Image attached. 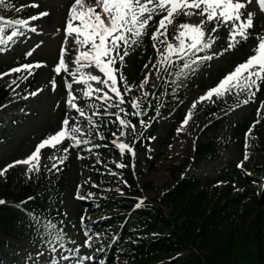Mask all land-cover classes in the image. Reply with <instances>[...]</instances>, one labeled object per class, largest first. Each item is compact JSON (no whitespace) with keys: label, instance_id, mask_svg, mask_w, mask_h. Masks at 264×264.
Returning <instances> with one entry per match:
<instances>
[{"label":"rangeland","instance_id":"rangeland-1","mask_svg":"<svg viewBox=\"0 0 264 264\" xmlns=\"http://www.w3.org/2000/svg\"><path fill=\"white\" fill-rule=\"evenodd\" d=\"M73 2L74 0H4V3L0 4V20L6 24V30L0 33V63H2L0 81L9 73L2 70L14 62L20 61L24 65H42L39 68L33 67L30 71L25 70L24 65L18 67L21 71L16 72L18 87L14 91L13 101L9 103V109L3 110V114H0V169H4L14 161L27 158L36 146L46 139L45 137L55 134L63 127L62 122L65 119L69 121L67 126L69 129L73 127L80 129L74 134L75 140L65 139L55 149L46 147L41 151L39 171L28 172L29 165L17 164L0 175V181L11 176L13 195L8 202H13L12 199L19 196H23L19 200L20 204L47 196L55 208L59 207L57 218L47 214L41 231L36 234H28L21 221H17L9 230H6V225L1 223L0 264H110L113 258L109 260L106 253H99L96 249H92L91 243L95 242L97 235L90 227V210L86 209L89 204L95 203L97 208L109 213L110 208L105 207L111 204L115 194L125 192L130 174L136 179L142 204L157 198L165 191L173 190L178 179L188 175H194L200 179L207 188H212L217 181V184L233 186V196L241 194L245 186L239 181L235 172L238 170L236 168H239L238 165L241 163L244 166L251 161L253 151L248 147L249 141L260 138L262 133L260 129L264 126V118H262L260 123L253 127L257 119V108L261 102H264V95L255 96L248 104H244L243 101L249 99V95L244 93V90L233 89L231 93L222 97L213 95L211 99H205L197 103L195 108L192 107L194 102L199 101L200 97L205 96L209 89L219 83L217 80L220 76L232 72L238 64H241V57L249 58L253 55L252 49L257 44V37H264V11L260 10L256 0H252V3L241 10L242 19L246 18L248 13H254L253 28L249 29L251 39L242 44L238 43L229 52L224 51L230 41V25L221 24L218 30L213 32L211 29L217 27L216 23L205 22L203 25L205 42L211 40L214 43L211 48L201 51L202 57L212 56L213 58L203 61L189 82L187 95L177 111L154 118L156 127L150 142L149 155L137 148L127 132L117 128L113 132L114 138L119 141V144H128L135 155L133 156L127 149L121 153L118 147V152L113 154L112 160L117 165L123 164L124 167L109 168L111 188H102L91 195L86 194L85 186L87 184L96 186L100 180L98 178L97 181V174L89 170L87 165L94 162L96 147L104 138L93 126L86 129L79 127V120L73 111H76L78 115L84 111L78 107L76 94L91 88L94 94H104V101L107 104L114 97H120L111 90V81L103 84L88 79L90 73L106 80L107 77L98 69L82 67L81 64H85V61H81V64L75 63L79 51L85 49L78 50V46L71 37H68L65 43L64 30ZM42 12H47L48 15L32 19ZM179 16L192 25L200 24L201 20H205V17L199 15L180 14ZM179 16L175 17L173 24L168 26V30L171 26L174 27ZM174 36L168 31V42L176 44ZM164 39L165 37L161 36L154 42L150 38L151 45L155 43L157 48H162L161 52L167 55L166 44L160 42ZM236 39L242 41L239 36ZM62 47L66 50L64 59L68 62L66 63L68 71L62 70L58 75L54 69L59 64ZM149 47L150 45L147 46ZM138 50L139 48L135 53ZM161 52H158L153 60L145 61L142 66L136 64L137 54L126 57L122 65L117 61L116 67L120 69L125 79L120 80L117 73L115 87L120 90L123 83L128 96L135 102L150 96L165 70ZM178 58L180 56L172 55L169 59ZM70 71L71 88L65 89L67 73ZM72 73H75V76ZM31 76H35V84L28 88L26 81ZM53 80L55 87L52 84ZM19 86L26 87L23 95H20ZM33 93L37 94L33 95ZM70 96L75 97L73 100L75 108L69 106ZM221 106L223 107L220 108ZM189 112L192 114L191 118L184 125L183 121ZM221 116H226V120L225 127L219 132L221 145L218 159L195 158L193 155L195 139L201 128L207 122ZM261 116L264 117V111ZM152 122L150 120L147 126H150ZM242 122H248V130L243 136L232 138V132L227 128ZM229 137L231 140L225 146L223 143ZM76 140L81 143L76 144ZM65 148L67 152L64 151ZM126 152L132 156L130 165L124 162ZM246 155L247 159H245ZM65 156L67 158L63 160V163L66 162L70 168L66 181L62 187L60 186L61 188L56 184L50 187L51 180L47 182L43 180V170L51 169V167L57 170L61 163L60 158ZM27 183L31 184L34 191L24 196ZM45 187L50 188L45 189ZM247 203L248 199L241 197L240 205L244 206ZM257 207L258 218L262 220L261 225H264V203L258 204ZM166 211L169 212V209ZM30 216L36 217L33 214ZM49 224L56 227L49 228ZM168 232L166 228L164 233ZM57 233H62L59 240L56 238ZM115 254L114 250L113 257Z\"/></svg>","mask_w":264,"mask_h":264},{"label":"trees","instance_id":"trees-1","mask_svg":"<svg viewBox=\"0 0 264 264\" xmlns=\"http://www.w3.org/2000/svg\"><path fill=\"white\" fill-rule=\"evenodd\" d=\"M155 21L151 24L155 25ZM182 21V18L176 19V26L170 32L177 33ZM153 28L154 26H150L147 34L129 49V55L137 54L138 66L148 61L153 53L152 48H147ZM3 29L4 25L0 21V31ZM137 48L139 50L135 53ZM198 56L197 52H193L184 59L164 62L165 72L155 92L138 103L139 108L132 107L134 102L128 98L123 88L121 93L124 102L120 103V99L114 98L111 107L100 104L99 95L93 98L85 93L78 94L79 105L91 112L80 118L81 125L97 127L106 138L98 149L100 156L92 165L93 170L101 176L98 188L111 186L107 167L116 166L110 160L117 142L113 137L114 129L121 127L123 131H128L139 149L149 151V142L155 128H147V119L152 114H167L181 103L185 98L188 82L200 66ZM185 61L190 67H184ZM16 78L13 73L0 82V107L11 101L17 87ZM34 83L35 77H31L27 82L28 87H32ZM25 89L21 87V94ZM257 93H264V84H261ZM120 119L134 125L135 130L122 126ZM247 126V123L236 124L233 134L242 135ZM212 129L214 127L210 123L203 128L201 136L206 138L202 140L204 142L197 143L196 157H218L219 141ZM250 147L253 160L238 173L241 182L247 186L244 195L248 198V203L244 206L240 205L238 197L231 196V189L228 187L208 189L194 176L179 179L173 190L165 191L157 198L141 204L140 193L135 188L136 182L130 177L126 194H115L111 204L106 207L110 208L109 213L95 208L94 203L87 208L90 210L91 228L98 235L94 246L99 247L98 251H108V256L111 253L109 251L114 248L117 254L113 264H264V225H261L262 220L258 218L257 210V205L264 202V134L259 140H253ZM125 157L129 164L131 157L129 154ZM100 159L106 160L108 166L104 167ZM66 171L59 166L58 172H45L43 180H51L50 187L55 184L62 187ZM8 178L0 181V201L13 195ZM25 190L24 196L34 191L30 183L25 184ZM22 197H17L12 203H0V224H5L6 230L13 228L21 217L33 211L37 214V219L24 220L22 226L28 233H35L43 226L42 217L47 212L58 213L47 197L27 204L17 203ZM166 228L168 233H164ZM107 239L112 242L111 248H105Z\"/></svg>","mask_w":264,"mask_h":264},{"label":"snow or ice","instance_id":"snow-or-ice-1","mask_svg":"<svg viewBox=\"0 0 264 264\" xmlns=\"http://www.w3.org/2000/svg\"><path fill=\"white\" fill-rule=\"evenodd\" d=\"M256 2L260 10L264 11V0H256ZM3 3L4 0H0V4ZM250 3H252V0H91V2L90 0H74L66 20L64 30L66 36L65 43H67V38L71 37L75 45L78 46V50L85 49L79 51V55L75 58V63L81 64V61H85V64H81L82 67H94L98 69L107 79H101V77L90 73L88 74V79L103 84H108V81H111V90L115 92L116 96L120 97V103H123L120 90L115 87L117 73H119L120 80L125 79L123 73L116 67L117 61L121 65L123 64L124 57L129 55L130 47L133 44H137L140 38L147 34L148 28L152 26L151 22L155 21L156 17H159V20L156 22L155 31L151 33V39L155 42L161 36L165 37L160 42L166 44L165 52H167V55L164 52L160 54L163 56L162 62H168L172 55H177L181 59H184V56L190 53L200 52L212 47L214 41L209 40L205 42L204 39L205 31L203 25L205 22L214 21L216 23L217 27L211 29L213 32L217 31L218 26L221 24L230 25V41L224 51H229L240 43V40L236 39L237 36L241 40L247 41L250 35L249 29L253 28L254 13H248L247 17L242 19L243 13L241 10L245 9ZM32 6L35 7L36 5ZM180 14H184L185 16L199 15L205 17V20H201L200 24L197 25L188 23L178 25L177 33L174 36L177 43L173 44L167 40L168 26L173 24L175 17ZM47 15V12H42L39 16L32 17V19H39ZM32 30L35 31V29ZM153 47H156L155 43ZM157 51L159 52L160 50L157 49ZM252 51L253 55L249 56L245 62L238 64L232 72L225 75L215 87L208 90L205 96L200 97L199 101L194 102L192 107L195 108L197 103L205 99H211L213 95L222 97L225 94L231 93L233 89H240L249 93V99L244 100V104L252 101L256 96V92L260 91L261 84H264V37H257V45ZM220 54L222 55L223 53ZM65 55L66 50L62 47L59 64L54 69L58 75L62 70L68 71L64 59ZM212 58V56H204L200 59L211 60ZM41 66L40 64L24 65L23 68L30 71L33 67L39 68ZM184 67H190L187 61H185ZM12 71L19 72L21 69L16 68L12 69ZM72 75L75 76V73H72ZM144 82H147V77ZM52 84L55 87L54 80ZM68 87L71 88V85L69 84ZM253 88H255V91H252ZM97 91L101 90L97 89ZM36 94L33 93V95ZM90 94L91 88H89V91L85 95ZM74 99L75 97L70 96L68 101L69 106L73 108L76 107L73 103ZM116 106L118 107L119 105ZM132 107L139 108L140 106L137 103H133ZM77 110L79 111V109ZM262 111H264V102H261L257 108V119L254 121L253 127L264 118L261 116ZM134 114L139 115V113ZM80 115L83 116L84 113L81 111ZM191 115V112L187 114L183 121L184 125L187 124ZM117 118L119 119V117ZM119 123L124 127H131L133 131L135 130V126L130 125L124 119H120ZM68 124L69 121L65 119L62 122L63 127L58 132L41 141L35 150L24 160L14 161L4 169H0V175H3L7 172L8 168L14 167L17 164L29 165L28 172H32L33 170L39 171V160L43 149L46 147L55 149L65 139L75 140L74 134L79 132L80 129L75 127L69 129L67 127ZM79 143L81 141L76 140V144ZM118 147L121 153L127 149L133 156L135 155L128 144L120 143ZM64 151L67 152V148ZM66 158V156L61 157L60 162L63 163V160ZM245 159H247V155ZM238 166L242 168L243 164L241 163ZM117 167L122 168L124 165L118 164ZM0 203H4V201H0ZM48 227L55 228L56 226L49 224ZM61 234L57 233L56 238L58 240L61 238Z\"/></svg>","mask_w":264,"mask_h":264},{"label":"bare ground","instance_id":"bare-ground-1","mask_svg":"<svg viewBox=\"0 0 264 264\" xmlns=\"http://www.w3.org/2000/svg\"><path fill=\"white\" fill-rule=\"evenodd\" d=\"M9 105H7V106H5V108L4 109H2V110H0V114H3V110H8L9 109Z\"/></svg>","mask_w":264,"mask_h":264}]
</instances>
